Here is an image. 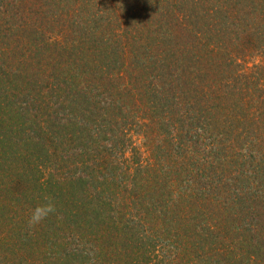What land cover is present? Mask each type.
I'll return each instance as SVG.
<instances>
[{"label":"trees","instance_id":"obj_1","mask_svg":"<svg viewBox=\"0 0 264 264\" xmlns=\"http://www.w3.org/2000/svg\"><path fill=\"white\" fill-rule=\"evenodd\" d=\"M0 264H264V0H0Z\"/></svg>","mask_w":264,"mask_h":264},{"label":"clouds","instance_id":"obj_2","mask_svg":"<svg viewBox=\"0 0 264 264\" xmlns=\"http://www.w3.org/2000/svg\"><path fill=\"white\" fill-rule=\"evenodd\" d=\"M56 212V206L50 198H45V203L38 204L28 218L30 227H35L46 220L51 214Z\"/></svg>","mask_w":264,"mask_h":264}]
</instances>
